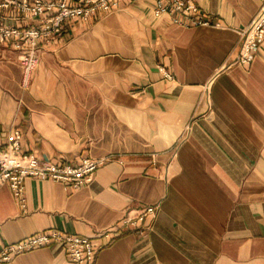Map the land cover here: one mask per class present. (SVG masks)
<instances>
[{"label": "crops", "instance_id": "1", "mask_svg": "<svg viewBox=\"0 0 264 264\" xmlns=\"http://www.w3.org/2000/svg\"><path fill=\"white\" fill-rule=\"evenodd\" d=\"M155 1L68 21L27 83L0 46V130L38 158L104 159L76 189L26 178L24 207L1 185L0 248L50 228L104 243L109 227L95 264H264V39L235 61L264 0H196L211 24L189 27ZM147 205L146 231L119 228ZM3 264L75 263L55 242Z\"/></svg>", "mask_w": 264, "mask_h": 264}, {"label": "built area", "instance_id": "2", "mask_svg": "<svg viewBox=\"0 0 264 264\" xmlns=\"http://www.w3.org/2000/svg\"><path fill=\"white\" fill-rule=\"evenodd\" d=\"M121 0H0V46L8 45L19 52L24 81L38 64L39 44L61 35L68 21L87 22L98 12H108L119 6ZM153 13L168 17L177 25L189 27L211 24L210 16L196 0H156ZM16 20L12 23L8 20ZM264 39V5L250 23L241 31V43L235 61L249 63L256 54L258 44ZM19 129L0 130V186L7 184L17 203H26L24 181L28 177L52 180L79 188L90 182L95 171L104 163L103 158L82 157L74 163H57L42 159L22 150ZM156 215V207L147 205L135 214L120 219L119 228L143 233ZM111 228L100 235L104 243L95 244L91 237L67 233L50 228L30 234L0 248V264L9 262L18 254L60 242L68 258L75 264H95L99 248L111 239Z\"/></svg>", "mask_w": 264, "mask_h": 264}]
</instances>
